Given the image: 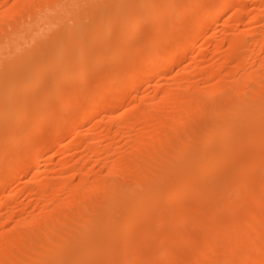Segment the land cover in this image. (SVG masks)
I'll return each instance as SVG.
<instances>
[{
    "label": "bare ground",
    "instance_id": "1",
    "mask_svg": "<svg viewBox=\"0 0 264 264\" xmlns=\"http://www.w3.org/2000/svg\"><path fill=\"white\" fill-rule=\"evenodd\" d=\"M165 1L171 2V0ZM218 1L226 4L225 11L240 2V0L238 3L237 0ZM150 2H152L151 5ZM154 3V1L146 0H15L12 7L0 13V143L2 144V140L8 137L6 145L9 147H14L15 143L20 146L25 145L23 142L20 144L19 131L25 133L27 130L26 134L29 135L23 136L24 140L28 138L26 141L28 147L24 149L23 154L15 152L19 147L17 145L14 147V149L17 148L15 150L7 146L9 149L7 148L4 156L0 153L2 155L0 156V194L10 184V180H13L24 168L23 165H27L28 160L32 161V170H37L39 174L45 172L42 167L50 161L46 155H49L51 148L59 146L60 139L66 137L68 132L72 133V138L75 140H70V144L77 142L78 139L80 142L81 128L92 115L95 116L105 110L111 119H117L114 127L107 126L106 133L102 135L104 137H99L97 128L93 129L97 132L90 129V138L86 133L89 139H86L88 141L85 144L95 156L103 154L104 157H100L103 158L102 161L91 153L92 155L87 154L76 159L77 161L73 164L64 161L60 166L61 170H64L61 174L64 173L63 176L66 177L72 168L74 172H77L74 175H78L79 172L81 177L79 183L75 184L74 179L72 181L71 178L70 181L59 174V167L58 171L55 170L57 172L55 175L59 174L57 176H62L63 179L46 180L42 188L36 191L39 195L38 202L41 201L39 203L43 206L36 207V201L33 210L27 209V211L26 206L23 209L19 208V205V207L15 206L16 208L13 206L14 208L11 207L9 212L7 211V218L3 217L5 220L0 217V225L9 226L5 228L9 232L6 233L3 230L0 235V264H32L37 259L41 260L39 258L42 260L47 258V261L40 262L41 264H129V261L130 264H136L137 261L140 263V258L142 260L147 258L151 264H163L166 261V264H264V55L261 56L264 54L263 29L258 30L256 27L254 29L249 26L252 27L251 30L249 28L238 33L236 29H230L227 42L229 47L217 52L223 60L222 63H218V66L213 63L209 68L207 65V69H203L200 68L202 64L194 61V65L199 63V69H202L201 77L205 75L206 81L210 82L207 86H205L206 81V83L203 82L204 84L199 82L200 79L202 81L204 79H197L199 70L195 71L198 69L196 64L193 71L197 74H193L195 79L191 80L190 76H187L189 80L182 76H180L182 78H174V81L170 79L173 81L169 85L171 87L161 88L152 97L143 94L139 97V102L137 100V105L130 103L128 106L130 97L133 96L132 101L138 97L136 92L138 89L130 90L132 84H141L147 79L156 81L159 76L166 73L160 65L163 63L160 62L176 61L183 51L194 50L199 40H186L177 32L178 29L175 30L173 27L176 24L171 22L170 18L176 17L174 13L176 12L177 15L178 12L180 16L181 13L187 12H183L185 10L183 5L181 7L179 2H171L173 3L172 8L170 7L171 11L173 9L176 11L173 12V17L169 16V20L167 18L164 20L169 21V25L168 23L166 25L170 26L171 23L172 28L166 27L164 30L161 26L162 20L159 21L156 14L155 16L151 14L156 11L159 13L160 8L156 10V6L159 5ZM175 3L178 5H174ZM180 4H185L184 0L183 2L180 0ZM41 5L47 6L38 8ZM151 6L156 7V11L152 9L149 13L148 9ZM178 6L182 8V11L177 8ZM263 7L257 13H253L255 10L250 11L253 13L250 22L264 19ZM198 9L204 11L198 23L199 28L208 26L207 23L212 22L211 20L219 14L211 13L212 10H209L208 6L198 3L193 4L190 11L188 10L185 14L190 15ZM167 10L162 12L165 13ZM29 12L32 16L30 21L33 22L27 25L25 21H28V16H25ZM169 13L166 12V17ZM157 15L159 19H163L162 16L165 17L164 14ZM179 16L177 17L181 18ZM239 19L240 16L235 18V23ZM234 21L231 22L232 28H234L235 23L232 24ZM141 22L146 25V28ZM140 25L147 30L144 38L151 40L152 46L155 42L158 43L153 46L155 50L153 47L148 48V40L142 38L137 41V38H134L138 37L139 32L136 31L140 29L141 32ZM185 25L181 24L183 27ZM175 27L181 32L180 25ZM219 32L218 28H215L212 37H217ZM127 35L130 37L128 38ZM122 36H126L127 40ZM121 37L126 43L129 39V41L132 40L131 43L135 41V44L128 41L127 46ZM160 37L163 40H160ZM195 37L193 35V38ZM92 38L93 46L89 42ZM141 40L146 43L142 41L144 42L142 44ZM160 41L163 42L162 45L159 44ZM139 42L142 45L139 46ZM171 43L173 44L171 46H174L173 52L169 51ZM82 47L85 49L83 54L79 50ZM87 51H92L93 56L89 55L93 58L92 62L97 61L99 57H108L105 54L110 55L114 61L121 63L117 64L120 66L117 67L118 71L112 69L114 71L112 73L110 70L105 74L96 75L98 73H95V69L100 68L97 69L94 63L80 66L78 59L84 57ZM126 53H133L136 57ZM228 62L232 64L230 68ZM91 66L95 68L94 74L90 70ZM226 69L227 71L224 72ZM113 73L116 75H112ZM183 73L184 71L181 74ZM75 76L76 79L73 81L75 87L70 85L68 89H62L64 86L59 82L64 81V78L72 80ZM77 81L79 82L76 83ZM51 85L60 86L53 91L54 88L52 89ZM37 89L40 92L34 95L33 92ZM128 93L132 96L129 97ZM58 94H65L63 95L65 98L61 95L64 101H60V104L58 99L56 100ZM74 97H78V101L72 105L71 101ZM210 99H214L215 104L211 101L214 104L211 105L212 107L205 106ZM228 100L233 101L229 110V115L235 118L233 121L219 119L215 127L212 126L214 129L207 124L205 127L201 124L204 128L197 127L200 124L194 125L199 119H205L202 118L204 116L212 120L223 116L222 104L224 105V102L227 103ZM77 111L80 119L78 115L77 119L74 115ZM226 118L229 117L226 116ZM24 120L33 124V128H29V131L17 129L21 122L23 125ZM50 123L54 124V129L52 128L53 131L49 132V134L52 132L51 137H48L49 141L28 142L32 138L29 134L31 130L35 131ZM185 124L190 126L187 133H183L180 128ZM160 132L164 134L162 142L165 141L164 144L161 142V145L157 141ZM161 133L160 135H163ZM118 135L124 137V139L121 137L123 142L115 141L117 138L112 140ZM96 136L100 138V141L103 140L96 143L98 139V137L95 139ZM41 138L37 140L41 141ZM55 143L58 145L54 146ZM172 145L178 147V150L185 148V151L191 149L192 152L187 150L191 153L185 154L182 152L184 150H179L182 154L179 151L178 153L171 147ZM65 146V150L63 148L62 151L70 152L72 145ZM256 146L262 148V151L259 150L261 154H254L253 150L249 152ZM171 148L175 152L171 151ZM244 152L249 153L245 155ZM71 154L76 153H70V156ZM2 160H9L11 163L4 166ZM98 162L104 167L102 171L97 168L101 173L96 169ZM227 163L230 164L224 166ZM230 165L247 171H243L247 174H243L238 168L233 169L232 166V169L229 168ZM225 167L228 168L225 169ZM40 169H42L41 172H39ZM239 170L242 173L238 172ZM209 171L214 172L213 175L211 172L209 174ZM39 174L37 182H40L41 176H44L42 173V175ZM74 175L73 177H76ZM92 176L96 178H92L94 182L91 180L88 185ZM208 176H215V178L218 176L217 180L221 178L219 182H216L219 187L217 185L213 187L218 191L211 189L209 182L213 181L215 184V180L208 179ZM27 186L30 187V183ZM221 186L222 189L219 191L218 188ZM252 188L254 190H251ZM10 191L9 194L4 195L6 197L2 201L0 200V211L3 208L8 210L11 203L17 200L18 194H15L12 189ZM212 194L220 197L219 200L213 198L216 200L214 202L213 199H207V196ZM249 194L256 198V205L254 202L252 206L250 205L248 201L250 199L247 200L250 197ZM94 196H103L105 199V201L100 200L101 202L98 200V203L93 205L98 210L95 213L90 212L92 207L88 209L89 204L92 206L91 198H93L92 201L97 202L98 197L94 199ZM189 199L198 201L195 200L197 203L192 206L193 208L182 209L183 200L188 203ZM161 200H170V205H168L169 202L165 203ZM175 201L183 202L175 203ZM28 208L30 209L29 206ZM230 208L237 209L236 212L241 211V215L237 216L239 213L235 212L237 214H234L235 217L226 220L229 216L222 217L224 215L221 209L228 211ZM25 211L28 212L27 215V212L23 213ZM197 227H204L208 232L205 231L206 233L201 237L200 229ZM177 228L182 229L178 231ZM196 228L198 233L195 231ZM174 229L176 233L173 232ZM213 232H216L215 235L219 232L223 233L226 237L223 236L220 240L218 238L222 235H217L219 236L217 239L221 241L219 243L222 246L225 244L228 246L229 243L230 249L227 247L226 250L225 246L224 253L221 248L222 251L219 249L218 252L221 253L220 255L214 254L216 250L212 247V242H216L217 239H214L216 236L212 235ZM178 236L184 237V240L186 238L188 241L191 240L189 242L191 246L195 244L196 250L193 253H190L192 251L188 253L187 249L182 252L183 248H186L185 245L177 250L183 245L181 242H184L177 241L180 245L175 248L174 245L178 244H175ZM71 237H75L78 242L81 240L82 243V240H85L88 243L86 245L83 242L84 245L72 248L66 244L70 241L71 245L73 242ZM95 244L99 245L97 246L99 249L103 247V251L98 253L99 249L96 251ZM42 247H46V250L42 251ZM16 250H19V253ZM143 250L147 252L142 253ZM141 254H144L143 258ZM145 254H147L146 258ZM136 257L139 258L136 259ZM147 263L146 261L143 264Z\"/></svg>",
    "mask_w": 264,
    "mask_h": 264
},
{
    "label": "rangeland",
    "instance_id": "2",
    "mask_svg": "<svg viewBox=\"0 0 264 264\" xmlns=\"http://www.w3.org/2000/svg\"><path fill=\"white\" fill-rule=\"evenodd\" d=\"M14 1L15 0H0V13L1 12H5V11H7L8 9H9V7H12V5H13V3H14ZM65 1H67V0H65ZM146 1H154L155 3H154V5L156 4V5H159V6H156L155 8H156V10L157 9H159V13H158V11H156L155 10V8H153L152 6V8L150 9H148V10H150V12L149 13H151V10L152 9H154V11H156V12H152L151 14H154V16H155V14H156V16H157V18H158V20L160 21V20H162V22H161V26L162 27H164L163 29L165 30L166 29V27H168V28H172V26H171V23H170V26H167V25H169V21L167 22V20H169V16L170 17H173L174 15L176 16V17H173V18H170V20H172L171 22H173V23H175L176 25L175 26H178L179 27V25H180V31L181 32H179V28H177V27H175L173 24V27L175 28V30H177L178 29V33H180L181 35H182V37L183 38H185L186 40H189V41H191V40H195V39H199L198 40V43H197V47L194 49V50H191V49H188V50H185V51H183L182 53H180L179 55H181V56H179L178 55V57H177V59H176V61H174V62H171V63H165L164 61L163 62H160V63H163V64H160L161 66H163V68L166 70V73L165 74H162L161 76H159V78H157L156 79V81H153V80H151V79H147V80H145L143 83H141V84H137V83H135V84H132V86H130V90L131 91H133V88H136V89H138L136 92H138L137 94H138V97L137 98H134V100L132 101L131 100V98L133 99V96H132V94L131 93H128V96L130 97V96H132V97H130V101L129 102H127V105L129 106L130 105V103L132 104V105H134V104H138V103H136L137 102V100L139 99V97H141V96H143V94L144 95H147V96H150V97H152V96H154L155 94H156V91L158 92L161 88L163 89V88H167V87H171V86H169L170 85V83H172L174 80V78H182V77H185L186 79L187 78H189V77H187V76H190V78H191V80L192 79H195V77L193 76V74L194 75H197V74H199V75H197L196 77H197V79L199 80L200 78H202L201 76V74L203 73V72H201V70L199 69V63L200 64H202L201 66L202 67H200V68H203V69H207V65H208V68H209V66L211 65V64H215L216 66H218V63L220 64V62L221 61H223L222 60V58L218 55L219 53H217V52H219V50L220 49H224V48H226V47H229V44L227 43L228 42V38H229V36H230V31L231 30H233V29H236V32L238 33V32H240L241 30H248L249 28H250V30L252 29V27L255 29V27H256V29H258V30H262L263 29V31L262 32H264V19H257V20H255V21H253V22H250V17L252 16V14L253 13H257V12H260L261 10H262V7L264 6V3H263V0L261 1V0H240V2H239V0H237V3L238 4H235V5H233L229 10H226L225 11V8H226V4L225 3H220L218 0H184V3L185 4H180V0L178 1V0H175V1H177V2H179V5L181 6V5H183V8L185 9L183 12H185V11H187L188 12V10L190 11V8H192L193 7V4H200V5H203V6H208V8H209V10H212L211 11V13L212 12H216V13H219L218 14V16H216L215 17V19H213V20H211L212 22H210V24H209V22L207 23L208 24V26L206 25L204 28H199L198 27V23H199V20H200V18H201V14L204 12L203 10H201V9H198V10H196V11H194L193 13H190V15H187V14H185V13H187V12H185V13H181L180 14V16L178 15V12H177V15H176V10H172L171 11V9H170V7L172 8V4H171V2H175L174 0L172 1L171 0V2H169V3H167L165 0H146ZM169 1V0H168ZM195 1H196V3H195ZM201 1H203V2H201ZM211 1V2H210ZM246 1V2H245ZM159 2V3H158ZM182 2H183V0H182ZM46 3H49V2H46ZM46 3H44V4H46ZM205 3V4H204ZM209 3V4H208ZM152 4V2H150V5ZM170 4H171V6H170ZM210 4H211V6H210ZM263 4V5H262ZM174 5H178V3L176 4H174ZM173 5V6H174ZM240 5V6H239ZM243 5V6H242ZM260 5H262V6H260ZM43 6H47V5H41V6H39L38 8H41V7H43ZM185 6V7H184ZM235 6V7H234ZM175 7V6H174ZM182 7V6H181ZM245 7V8H244ZM178 9H180V7L178 6L177 7ZM242 8V9H241ZM264 8V7H263ZM169 11H168V10ZM182 9V8H181ZM180 9V10H181ZM164 10H167L166 12L168 13V12H172L171 14L172 15H170V13H169V15L166 17V12L165 13H163L162 11H164ZM239 10V11H238ZM253 10H255V11H253ZM182 11V10H181ZM250 11H253V13L252 12H250ZM31 12V11H30ZM30 12L25 16V17H27V20L28 21H25L26 22V24L27 25H30L32 22L30 21L31 20V18H32V16L30 15ZM173 12H175L174 13V15H173ZM236 12V13H235ZM241 12V13H240ZM157 14H161V16L164 14L165 15V17L164 16H162L163 17V19H159V17H158V15ZM237 14V15H236ZM183 17H182V16ZM187 15V16H186ZM160 16V17H161ZM177 16H179V17H181V18H178ZM235 16H240V19L235 23V18H237V17H235ZM24 18V17H23ZM167 18V20H164V19H166ZM185 19V20H184ZM232 19V20H231ZM177 20L179 21H181V23H179V22H177ZM164 21V22H163ZM230 21V22H229ZM232 21H234L232 24H234V28H232L231 27V22ZM257 21V22H256ZM185 22H186V25H185ZM228 22L230 23V24H228ZM255 22V23H254ZM142 23V25H143V22H141ZM140 23V24H141ZM163 23H164V25H163ZM168 23V24H167ZM212 23V24H211ZM250 23H251V25H250ZM253 23V24H252ZM167 24V25H166ZM181 24H183V26L185 25V27H183V26H181ZM142 25H140V27L139 28H141V32H140V29H139V31H136V32H139L138 33V35L136 34V33H134L135 35H137L138 37H134V38H137V41H138V39H146V38H144L145 37V34H146V32H147V30L145 29L146 27V25H143L144 27L142 28ZM209 25H211V26H209ZM237 25V26H236ZM217 26V27H216ZM249 26H252V27H249ZM258 27V28H257ZM259 27H262V28H259ZM184 28V29H183ZM215 28H218V30L220 31L219 32V35L217 36V37H212V32L214 31V29ZM144 29H145V31H144ZM182 29V30H181ZM231 29V30H230ZM138 30V29H137ZM229 30V31H228ZM183 33V34H182ZM227 33V34H226ZM141 34V35H140ZM222 34V35H221ZM229 34V35H228ZM134 35V36H135ZM193 35H194V37L195 38H193ZM133 36V34L131 35V37ZM122 37H126V36H122ZM121 37V38H122ZM127 37L129 38L130 36L129 35H127ZM140 37V38H139ZM191 37V38H190ZM203 37V38H202ZM224 37H225V39H224ZM124 38H122V41H124L125 42V40H123ZM188 38V39H187ZM126 39V38H125ZM131 39H133V38H131ZM160 40H163L161 37L159 38ZM201 39H202V41H201ZM0 40H1V36H0ZM127 40V39H126ZM146 40H148V39H146ZM216 40V41H215ZM92 41H93V43H92ZM128 41H129V39H128ZM128 41H127V43H126V45L128 46ZM132 41V40H131ZM131 41H129V43H131ZM134 41V40H133ZM140 41V40H139ZM142 41H144V40H141V43H142ZM151 41V40H150ZM149 40L147 41V45H148V48L150 49L151 47H153V46H155V45H157L158 43L157 42H155L154 44H153V46H152V41L150 42ZM159 41V40H158ZM197 41V40H196ZM201 41V42H200ZM225 41V42H224ZM90 45L91 46H93V44H94V39L92 38V39H90ZM135 42V41H134ZM133 42V43H134ZM145 43H146V41H144ZM143 42V43H144ZM149 42V43H148ZM173 42V41H172ZM133 43H131V44H133ZM142 43V44H143ZM162 43L163 42H159V44L160 45H162ZM201 43V44H200ZM219 44V43H221V44H219V45H216V44ZM135 44V43H134ZM138 44V43H137ZM142 44H140V42H139V46L140 45H142ZM173 44H174V42H173ZM172 43L169 45V51H171V52H173V49L172 48H174V46L172 47L171 45H173ZM130 45V44H129ZM138 45H136V47L138 46ZM145 45V44H144ZM149 45H151L150 47H149ZM217 46V47H216ZM135 47V48H136ZM214 47V48H213ZM223 47V48H222ZM134 48V49H135ZM138 48V47H137ZM158 48H160V46L158 45ZM200 48V49H199ZM202 48V49H201ZM127 49H128V47H127ZM152 49V48H151ZM153 49L155 50V47H153ZM216 49H218V51L216 50ZM79 50L81 51V54H83L84 53V47H82V48H79ZM136 50V52H137V49H135ZM190 50V51H189ZM200 50V51H199ZM130 51V50H129ZM128 51V52H129ZM152 51V50H151ZM198 51V52H197ZM204 51V52H203ZM90 52V53H89ZM87 51L86 53L87 54H85V56L84 57H82V58H79L78 59V64L80 65V66H85V65H90L91 63H94L96 66H97V69L98 68H100V69H98V70H96L95 68H93L92 66H91V69L90 70H92V73L94 74V69H95V73L97 72L98 74H96V75H101V74H105V73H107L108 71L110 72V70H111V72L110 73H112V71L113 70H115L116 72L118 71L117 70V67H120L119 65H117L118 63H120V62H118L117 63V61H114L112 58H111V56L110 55H108V54H105V56H108V57H99V59L97 60V61H95V62H92V60H93V58H92V56H93V54H92V51ZM127 52V51H126ZM136 52L134 51V53L136 54ZM202 52V53H201ZM184 53V54H183ZM198 53V54H197ZM200 53V54H199ZM127 55H129L130 56V54L132 55L133 53H126ZM135 54H133L132 56H134ZM187 54H188V56H187ZM190 54V55H189ZM206 54V55H205ZM216 54V55H215ZM89 55H92L91 57L89 56ZM126 55V56H127ZM136 55H138V54H136ZM136 55L134 56V57H136ZM182 55H184V57L182 56ZM196 55H198V56H196ZM201 55V56H200ZM264 54H262L261 56H263ZM203 56H205V58H203L202 59V57ZM128 57V56H127ZM126 57V58H127ZM180 57V58H179ZM191 57V58H190ZM197 57H198V59H197ZM92 58V59H91ZM195 58H196V60H195ZM200 58V59H199ZM221 58V59H220ZM115 59V58H114ZM115 60H118V59H115ZM200 60V61H199ZM199 62V63H196L197 65H198V69H195V71L197 72V70H199L198 72H197V74L195 73V72H193L194 71V67L196 66V64L194 65V63L195 62ZM64 62V61H63ZM63 62H61V64L63 65ZM204 62V63H203ZM187 63V64H186ZM189 63V64H188ZM210 63V64H209ZM222 63V62H221ZM229 63V62H228ZM93 64V65H94ZM121 64V63H120ZM166 64V65H165ZM205 66H204V65ZM165 65V66H164ZM229 65V68H230V66L232 65L231 63H229L228 64ZM116 67V68H115ZM171 67H172V69H171ZM93 68V69H92ZM101 68H102V70H101ZM111 68V69H110ZM168 68V69H167ZM196 68V67H195ZM105 69V70H104ZM108 69V70H107ZM113 69V70H112ZM119 69V68H118ZM171 69V70H170ZM228 69V68H227ZM227 69L224 71V72H226L227 71ZM191 70V71H190ZM101 71V72H100ZM103 71H105L104 73H102ZM107 71V72H106ZM168 71V72H167ZM170 71V72H169ZM184 71V73L183 74H181L182 72ZM114 72V71H113ZM190 72V73H189ZM91 73V72H90ZM89 73V74H90ZM168 73V74H167ZM222 73H223V71H222ZM92 74V75H93ZM115 73H113L112 75H114ZM179 74V75H178ZM181 74V75H180ZM191 74V75H190ZM223 74H225V73H223ZM77 75V74H76ZM92 75H89V76H92ZM116 75V74H115ZM114 75V76H115ZM175 75H177V77L175 76ZM185 75V76H184ZM173 76V78H171ZM180 76H182V77H180ZM192 76L194 77V78H192ZM198 76H199V78H198ZM92 78V77H91ZM76 79V76H75V78L74 79H72V80H67V79H63L64 81H61V82H59L60 83V85H62V86H64L62 89H68L69 88V86L70 85H72V86H74L75 87V83L73 82L74 80ZM89 79V78H88ZM173 80V81H171V80ZM202 79H204V81H202L201 79V81H202V83H201V81L199 80V82H200V84H204V83H206L207 81V78H205V75L203 76V78ZM90 80V79H89ZM187 80H189V79H187ZM80 81V80H79ZM79 81H77L76 83H78ZM163 81H164V83H163ZM206 81V82H205ZM155 82V83H154ZM157 82V83H156ZM162 82V83H161ZM204 82V83H203ZM73 83H74V85H73ZM83 83H85L86 84V82H83ZM168 83V84H167ZM210 83V82H209ZM208 82L205 84V86H207L208 84H209ZM82 84V83H81ZM161 84V85H160ZM164 84H166V85H164ZM59 85V86H60ZM84 84H82V86H83ZM87 85V84H86ZM89 85V84H88ZM175 86H176V84H174ZM174 85H172V86H174ZM52 86V85H51ZM56 85H53L52 86V89H53V91H55L58 87L56 86ZM159 86V88H157ZM166 86V87H165ZM41 87V86H40ZM39 87V89H41ZM73 87V88H74ZM83 87H85V85L83 86ZM87 87V86H86ZM202 87H204V85L202 86ZM61 88V87H60ZM71 88V87H70ZM206 88H209V87H206ZM38 90V89H37ZM35 91L34 90V92H33V94L34 95H37L38 93L37 92H40L39 90L38 91ZM59 91V90H58ZM60 91H62V90H60ZM57 92V91H56ZM146 93V94H145ZM40 94V93H39ZM55 94V93H54ZM54 94H52V95H54ZM131 94V95H130ZM136 94V95H137ZM149 94V95H148ZM51 95V96H52ZM56 95V94H55ZM62 96L63 95H65V94H61ZM61 95H57L56 96V100L59 102V104L61 103L60 101H64L63 99L65 98L64 96V98L63 97H61ZM54 98V97H53ZM61 98V99H60ZM78 98V97H77ZM77 98H73L72 99V101H71V103H72V105L73 104H76V102L78 101L77 100ZM149 98V97H148ZM55 99V98H54ZM54 99H52L51 98V100H54ZM60 99V100H59ZM136 99V100H135ZM151 99V98H150ZM56 100H54V101H56ZM56 101V102H57ZM135 101V102H134ZM214 102V99L212 100V99H210L209 101H208V103L206 102V104H205V106H207V107H212L214 104H215V102H214V104L212 103V102ZM229 101V102H228ZM227 101V103L226 102H224V105L222 104V110L224 111V114H223V116H221V117H215V119H210V118H208V117H206V116H204V117H202V118H205V119H199L198 120V122H195L194 123V125L195 124H200V125H196L197 127H199V128H204L205 127V124H207V125H209V127L211 126H214L215 127V125H216V123H218L219 121H217V120H219V119H222V121H224V120H227V121H233L235 118L233 117V116H231V115H229V110H230V107H231V105H232V100H228ZM49 102V101H48ZM47 102V103H48ZM52 103H53V101H51ZM50 102V103H51ZM138 102H139V100H138ZM50 103H48V104H50ZM51 103V105H53ZM212 103V104H211ZM226 103V104H225ZM230 103V104H229ZM209 105V106H208ZM212 105V106H211ZM128 106H126V107H128ZM228 106V107H227ZM125 107V108H126ZM226 109H228V110H226ZM228 111V112H227ZM104 112V113H103ZM225 113L227 114V115H225ZM107 112L105 111V110H103V111H100L99 112V114H96L95 116L94 115H92V117H90L87 121H86V123H84L85 125L81 128L82 129V134H81V136L79 137V138H81L80 139V142H78L79 141V139L77 140V142H72L73 144H70L69 142H71L70 140H72L73 138V135H72V133L71 134H69V132L66 134L67 136L65 137H62V139H60V142L58 143V142H56V143H58L59 144V146L61 145V146H65V145H72V147H70V148H72V149H70V152H68V151H62V149L64 148V150H65V148H66V146L65 147H62L61 148V146L58 148V147H55V148H51L50 149V153H49V155L47 154L46 155V158L48 157V160H50L47 164H45L42 168H43V170H45V172L43 171V172H41V170L42 169H40V171L39 172H41L44 176H41V181L40 182H37L36 180H38V172H37V170H32L33 168H32V161L30 162L29 160L27 161V165H23V169H21V171L19 172V174L13 179V180H10V184H8L7 185V187H6V191L4 190L3 191V193H1L0 194V200L2 201V199H4L5 197H4V195L6 194H9V192H11L10 190L12 189V191H14V193L15 194H18V196H17V200L16 201H13L12 203H11V205H10V207H8V210H6L5 208H3V209H1V211H0V217H1V219H3V220H5L6 218H7V216H6V214H8L7 213V211L9 212V209H11V207H15V206H18L19 208H24L25 206H26V210L28 209V210H33V208H34V206H35V204H36V202H37V204L39 203V202H41V201H39L38 202V199H39V195H38V193L36 192L37 191V189H40V188H42V186L45 184V182H47V181H50V180H52V181H55V180H57V181H59V180H61V179H63L62 178V176H63V174H61L62 172H64V170H61L62 168L60 167L61 165H62V163H64V161L65 162H69L70 164H73V162H75V161H77L76 159H80L81 157H83V156H87V154L88 155H92V156H94V157H96V158H100V157H104L103 156V154H101L100 156H95V154L92 152V150L90 151V149L87 147V145L85 144V143H87V141H86V139H89L90 138V133H89V131H90V129L92 130V131H96L97 132V130H98V132H97V134L99 135V137H101L102 135H103V133L105 132V129H107V126H115V124L114 123H116L115 122V120H117V119H115V120H113V119H111L110 117H109V115L107 114ZM74 115H76L75 117H76V119H77V115H78V119H80V114L78 113V111L76 112V113H74ZM174 115V114H173ZM226 116H228L229 118H226ZM174 117H175V115H174ZM176 117H177V115H176ZM109 118V119H108ZM218 118V119H217ZM206 119H207V121H206ZM113 120V121H112ZM177 120V119H176ZM203 120V122H201ZM108 121V122H107ZM205 121V122H204ZM211 121V123H209ZM214 121V122H213ZM221 121V120H220ZM21 122V121H20ZM24 122H26V123H24ZM24 122H23V125H22V122H21V124L18 126V124H16L19 128H17V129H19L20 130V128H21V131H25L26 129H28V131H29V128L30 129H32L33 127V124H29V122L28 121H26V120H24ZM107 122V123H106ZM18 123V122H17ZM28 123V124H27ZM209 123V124H208ZM26 124V125H25ZM113 124V125H112ZM204 126H202V125ZM189 125V124H188ZM16 126V127H17ZM30 126V127H29ZM52 126V127H51ZM201 126V127H200ZM25 127V128H24ZM54 127V124L52 125V123H50L49 125H44V126H42L41 128H38L37 130L35 129V131L33 130H31V132L29 133L30 134V137H32L31 139H29L30 141H28L29 143L31 142V140H36L38 143H45L46 141H49V138L51 137V134H52V132H51V134H49V132L50 131H53V128ZM183 127V128H182ZM190 126H187L186 124H185V126L183 125H181V129L183 130V133H185L187 130H188V128H189ZM214 127H212L213 129H214ZM23 128H24V130H23ZM53 128V129H52ZM94 128H97V130L95 129V130H93ZM264 128V127H263ZM46 129V130H45ZM180 129V130H181ZM41 130H45V131H43V132H41ZM100 130V131H99ZM181 130V131H182ZM185 130V131H184ZM107 131V130H106ZM263 131V130H262ZM26 132H27V130H26ZM26 132L25 133H23V132H20L19 131V138H20V144L23 142V144L25 143V145H22L21 144V146L20 145H17V143H15V145H17V146H19L20 148H21V150L19 151V147H17L18 148V150H16L15 152H17V154H20V152H21V154H23L22 152L23 151H25L24 149H26L28 146H26L27 145V143H26V141H27V139L26 140H24V138H23V136H29L28 134H26ZM45 132H46V134H45ZM3 133V132H2ZM22 133V134H21ZM41 133V134H40ZM49 135H48V134ZM89 135V138L87 137L88 135ZM106 133V132H105ZM161 133V132H160ZM160 133L158 134V136H159V138H158V143L161 145L162 143L164 144V140H163V142H162V139H164V138H162V137H164V134L163 133H161V134H163V135H160ZM187 133V132H186ZM45 134V135H44ZM182 134V133H181ZM1 135V134H0ZM8 135V134H7ZM22 136V137H21ZM36 137L35 139L33 138V137ZM45 136V137H44ZM120 135H118V137L117 136H115L114 137V139L112 138V140H115V138H117L115 141H120V142H123V140H122V138L124 139V137H122V136H120ZM161 136V137H160ZM198 136H200L199 134H198ZM2 137V136H1ZM40 137H42L41 138V141L40 140H37V139H40ZM44 137V138H43ZM49 137V138H48ZM87 137V138H86ZM97 137L98 136H96V138L95 139H97ZM98 137V139L97 140H99L100 138ZM102 137H104V136H102ZM122 137V138H121ZM7 138L8 137H6V140L5 139H3L2 141H3V143L1 144V147H0V153L3 155L5 152H7V148L9 147L8 145H6V143H7ZM19 138H18V141H19ZM48 138V139H47ZM2 139V138H1ZM43 139V140H42ZM122 141H121V140ZM161 139V140H160ZM24 140V141H23ZM96 140V143L97 142H101L103 139H101V141L99 140V141H97ZM112 140H110L111 142H112ZM72 141H75L74 139L72 140ZM115 141H113V143H115ZM162 142V143H161ZM55 143V145L54 146H56V145H58V144H56ZM79 145H78V144ZM84 143V144H83ZM18 144H19V142H18ZM65 144V145H64ZM13 145V144H12ZM15 145H14V147H15ZM29 145V144H28ZM76 145V146H75ZM80 145H81V148H80ZM87 147H85V146ZM173 145H176V144H173ZM171 146L172 148H174L175 149V151L176 152H178L179 150H184V151H182V152H185V154L187 153V154H190L191 152H192V150L191 149H186V151H185V148H182V149H179L178 150V147H175V146ZM8 146V147H7ZM23 146H25V147H23ZM53 146V147H54ZM177 146V145H176ZM10 147H12V149H14V147L13 146H10ZM9 147V148H10ZM75 147H77V149L75 148ZM8 148V149H9ZM17 148H15V149H17ZM76 150H75V149ZM171 148V151H173V152H175L173 149ZM254 148L256 149V148H258V149H256V150H254ZM253 149H251V151H249V152H252V150L253 151H255V152H252V153H256V155H258L259 153L261 154V152L259 151L260 149H261V151H262V148L260 147H254ZM11 149V148H10ZM14 149V150H15ZM23 149V150H22ZM87 149H89V150H87ZM75 151V152H71V151ZM187 150H189V151H191L190 153H188L187 152ZM88 151L90 152V153H88ZM181 151H179V152H181ZM242 150H240V152H241ZM244 151V150H243ZM247 151V150H246ZM68 152V153H67ZM172 152V153H173ZM178 152V153H179ZM182 152H181V154H182ZM249 152H246V153H249ZM258 152V153H257ZM70 153H76L75 155H73V154H71V156H73L74 158H72L71 156H70ZM92 153V154H91ZM246 153L244 152V154L246 155ZM251 153V154H252ZM6 154V153H5ZM184 154V153H183ZM243 154V155H244ZM2 155H0V156H2ZM105 156H106V153L104 154ZM4 156V155H3ZM76 156V157H75ZM91 156V157H92ZM70 157V158H69ZM3 158V157H2ZM50 158V159H49ZM72 161H71V160ZM101 159H103V158H100L99 160H101ZM3 162V165L5 166H8L10 163H11V161H10V163H9V160H2ZM102 161V160H101ZM5 162L7 163V164H5ZM28 162H30V163H28ZM100 162V161H99ZM99 162L97 163V165L98 166H100V167H98L97 165H96V169L97 168H99L100 170L103 168L104 169V167H102L103 165L102 164H100L99 165ZM89 163V162H88ZM102 163V162H101ZM230 164V163H229ZM228 163L227 164H224V166L225 165H229ZM29 165V166H28ZM89 165V164H88ZM90 165H92L91 163H90ZM224 166H222V167H224ZM231 166H232V168L234 169V168H236L235 166H233V165H230V167L229 168H231ZM59 167H60V169H59ZM45 168V169H44ZM226 168H228V167H225V169ZM231 168V169H232ZM238 168V167H237ZM236 168V169H237ZM57 169H59V171L57 170ZM99 169H97L98 171L97 172H100V170ZM238 169H240L241 170V168H238ZM58 171V172H60L59 174H61L62 176H60V177H58L59 176V174H57V175H55L57 172L56 171ZM74 169L72 168L69 172L70 173H72V174H70L69 172L67 173V175L69 176V178H67L65 175V177H66V179H68V180H70L71 181V178H72V181H73V179H74V183L76 184V183H79L80 181L79 180H81V177H80V173L78 172V175H74V173H77V172H74L73 171ZM238 171V172H243L244 170H241V171ZM23 171V172H22ZM102 171V170H101ZM211 171H209V174H211L212 173V175H213V173L214 172H211ZM241 172V173H242ZM244 172H247V171H244ZM243 172V174H247V173H244ZM40 173V174H41ZM101 173V172H100ZM205 173H207V172H205ZM240 173V174H241ZM39 174V175H40ZM41 174V175H42ZM70 174V175H69ZM208 174V173H207ZM242 174V175H243ZM48 175V176H47ZM50 175V176H49ZM73 175L74 176H76V177H73ZM206 175V174H205ZM63 176V177H64ZM78 176V177H77ZM216 176V175H215ZM215 176H212V177H210V176H208L207 178L209 179L210 178V180H215V184H214V182L213 181H210L209 182V180H208V182H209V184L211 185V189L214 187V185H217L216 184V182H219L220 180H221V178H220V180H217L216 178L219 176H217L216 178H215ZM250 176H252V174H250ZM47 177H49V178H47ZM58 177V178H57ZM80 177V178H79ZM219 177H221V176H219ZM94 178H96V177H91L90 178V181H89V183H88V185H90V182H91V180H92V182H94L93 181V179ZM47 180V181H46ZM263 180H264V178H263ZM79 181V182H78ZM43 182V183H42ZM27 183V184H26ZM29 183H30V187L29 186H27V185H29ZM39 183H41V184H39ZM131 183L133 184V182L131 181ZM93 184V183H92ZM220 184V183H219ZM33 185V186H32ZM37 187V188H35V187ZM9 187V188H8ZM24 187V188H23ZM27 187V188H26ZM217 187H219L218 185H217ZM22 188V189H21ZM28 188H30V189H28ZM215 188V187H214ZM212 189V190H215V191H218L217 190V188L216 189ZM10 189V190H9ZM14 189V190H13ZM219 189V191H221L220 189H222V186H221V188H218ZM28 190V191H27ZM30 190H33L32 192H30ZM251 190H254V188H252ZM17 191V192H16ZM20 191V192H19ZM26 191V192H25ZM5 192V193H4ZM253 192V191H252ZM31 193V194H30ZM37 193V194H36ZM248 193H251V192H248ZM216 194H217V192H216ZM35 195V196H34ZM218 195V194H217ZM214 196L213 194L212 195H210V196H207V199L209 198V200H211V199H217V201L219 200V198H218V196ZM30 196H33L32 198L30 197ZM248 196H250L249 198H247V200L248 199H250V200H248V201H250V205L252 206V202H254L255 203V205H256V203H257V200H256V198L255 197H253L254 195H251V194H249ZM96 197H98V198H96ZM94 196V199L96 198V200H97V202L95 201V200H91V199H93V198H91L90 199V203H92V206L89 204V208L88 209H90L91 207L92 208H94L93 210H92V208L90 209V212H93V213H95L96 211H98L97 210V208H95V206H93L95 203H98V200L100 201H105V199H104V197L103 196ZM101 197V198H100ZM204 198V200H206V198L205 197H203ZM29 199H30V201H29ZM37 199V200H36ZM213 199V201L215 202L216 200H214ZM185 200H187V199H185ZM185 200H183L184 201V203H183V205H181V207H182V209H184V207H186L185 209H191V208H193L192 206H194V205H196V203L197 202H195V200L196 199H191V200H193V201H191L190 199L188 200V203H187V201H185ZM208 200V201H209ZM254 200V201H253ZM256 200V201H255ZM21 201V202H20ZM28 201V202H27ZM33 201V202H32ZM36 201V202H35ZM100 201V202H101ZM162 201H164V200H161V202ZM172 201V200H171ZM183 201H180L181 203L183 202ZM190 201V202H189ZM196 201H198V200H196ZM207 201V200H206ZM20 202V203H19ZM30 202V203H29ZM35 202V203H34ZM157 202H160V201H157ZM165 203H168V205H170V200H165L164 201ZM177 201H175V203H176ZM180 202H177V203H180ZM193 202V203H192ZM247 202V201H246ZM17 203V204H16ZM22 203V204H21ZM172 203H174V201H172ZM249 203V202H248ZM247 203V204H248ZM254 203H253V207L255 206L254 205ZM27 204V205H26ZM30 204H32V205H30ZM36 204V207L37 206H39V205H41V206H43V204H38L37 205ZM172 205V204H171ZM174 205H176V204H174ZM178 205V204H177ZM185 205V206H184ZM250 205L248 204V208H250ZM28 206L30 207V209L28 208ZM173 206V205H172ZM178 206H180V205H178ZM13 207V208H14ZM32 207V208H31ZM88 207V206H87ZM16 208V207H15ZM225 208H227V207H225ZM224 208V209H225ZM247 208V209H248ZM96 209V210H95ZM6 210V211H5ZM27 210V211H28ZM228 210V209H227ZM11 211V210H10ZM27 211H25V212H23V213H26ZM89 211V210H88ZM226 210H223L222 211V209H221V212L223 213L222 215H224V216H222V217H228V218H226V220H230V219H232V217L234 216L235 217V215L234 214H238L239 213V215H237V216H240L241 215V211L239 212H236L237 211V209L235 210H231V208H230V210H228V211H226ZM231 211V212H230ZM1 212H3V213H1ZM236 212V213H235ZM244 213H245V211H243ZM242 212V213H243ZM247 212V211H246ZM232 213V214H231ZM28 214V212L26 213V215ZM227 216H226V215ZM25 215V214H24ZM232 215V216H231ZM5 219H4V218ZM9 217V216H8ZM11 218V217H10ZM238 218V217H237ZM223 219H225V218H223ZM3 225H0V235H1V233L3 232V230H4V232L6 231V233L7 232H9L8 231V229L6 230L5 228H9V226H4L3 228ZM197 228H199V227H197ZM195 229V231H196V233H198L197 231H198V229ZM202 228V229H201ZM178 229V228H177ZM180 229H182V228H179L178 229V231L180 230ZM200 230V236L202 237L206 232H208L204 227H200L199 228ZM177 231V233L179 234V232ZM203 231V232H202ZM206 231V232H205ZM173 232H175V229H174V231ZM176 233V232H175ZM215 233L216 232H213L212 233V235H215ZM221 232H219L218 234H216L215 236H216V238H214V239H217V237H219V236H217V235H222V236H220L218 239H220V240H222V238H223V236H224V234L223 233H221ZM203 234V235H202ZM177 235V234H176ZM210 235H211V232H210ZM215 236H212V237H215ZM200 237V238H201ZM222 237V238H221ZM224 237H226V236H224ZM73 238H74V240H73ZM177 238V237H176ZM183 238V239H182ZM76 238L75 237H71V242L73 241V242H75L76 240H75ZM182 239V240H181ZM213 239V238H212ZM218 239H217V241L215 242H212V247L213 248H215V252H214V254H216V253H218L219 252V249H220V251H222L221 250V248L223 249V252L222 253H224L225 252V250H224V247L226 246V250H227V247L230 249V244L228 243V246L224 243V242H222V244H225L224 246H222L219 242H221V241H218ZM176 239H174V241H175ZM201 240V239H200ZM180 243V241H184V242H181L183 245H181V246H179L180 244L178 243V242ZM185 241H186V243H185ZM188 239L186 238L185 240H184V237H181L180 238V236H178V239L175 241V244L176 243H178L177 245H174V247L175 248H177L178 246V248H177V250H180V249H182L181 247L183 246L184 247V245H185V247L186 248H183V251L182 252H184L185 251V249H187L186 251L189 253L190 251H192V252H190V253H193L194 252V250H196V249H194L195 248V244L193 243V245L194 246H191V240H189L188 242ZM70 242V241H69ZM69 242H67L66 244H68V246H71L72 248H76L78 245H84L83 244V242H85V240H82V243H81V240H80V242H78V241H76L75 243H77V245H75V243H71V245L69 244ZM227 242V241H226ZM87 243H88V241H87ZM87 243L85 242V244L87 245ZM91 243V242H90ZM216 244V245H215ZM215 245V246H214ZM217 245H219V246H217ZM221 245V246H220ZM74 246H76V247H74ZM96 246V244L94 245V247ZM97 246H99V245H97ZM96 246V247H97ZM188 246V247H187ZM70 247V248H71ZM190 247V248H189ZM217 247V248H216ZM220 247V248H219ZM71 248V249H72ZM102 248L103 247H101L100 249H99V247H97L96 248V251H98V249H99V251H98V253H100L101 251H103L102 250ZM42 251H45L46 250V247H42ZM189 249V250H188ZM162 250H163V248H162ZM161 250V251H162ZM17 251V253H19L18 251L19 250H16ZM16 251H13V252H15L16 253ZM145 251V252H144ZM160 251V252H161ZM139 252H141V250L139 251ZM147 251L146 250H143L142 251V253H146ZM149 252V251H148ZM186 252V254H188ZM138 253V252H137ZM147 254H150V253H147ZM147 254H145V258L147 257ZM219 255L221 254V253H218ZM218 254H217V256H218ZM101 255V254H100ZM142 255V254H141ZM141 255H139L140 257H141ZM144 255V254H143ZM143 255H142V258H143ZM136 256H138V254L136 255ZM164 256V255H163ZM149 257V256H148ZM137 258H139V257H136V259ZM39 259H41L42 260V258H39ZM44 260H39L38 261V259H37V261L35 260V261H33L32 262V264H41L40 262H44L45 260L47 261V258H43ZM139 260V259H138ZM141 260V261H140ZM140 263L137 261V263L136 264H141V262H143V263H146V261L149 263V264H151L148 260H147V258H146V260H144V258H143V260L140 258ZM45 261V262H46ZM37 262V263H36ZM44 262V263H45ZM132 262V261H131ZM133 262H134V260H133ZM132 262V263H133ZM142 263V264H143ZM147 263V264H148ZM166 263H167V261H166ZM166 263H163V264H166ZM129 264H130V261H129ZM134 264V263H133ZM157 264H159V263H157ZM161 264V263H160ZM172 264H176V263H172ZM187 264H191V263H187Z\"/></svg>",
    "mask_w": 264,
    "mask_h": 264
}]
</instances>
